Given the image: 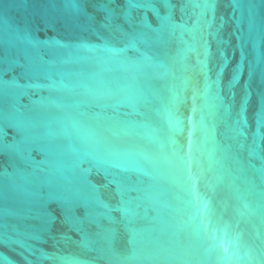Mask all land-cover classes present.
<instances>
[{"label":"water","instance_id":"obj_1","mask_svg":"<svg viewBox=\"0 0 264 264\" xmlns=\"http://www.w3.org/2000/svg\"><path fill=\"white\" fill-rule=\"evenodd\" d=\"M0 264H264V0H0Z\"/></svg>","mask_w":264,"mask_h":264}]
</instances>
